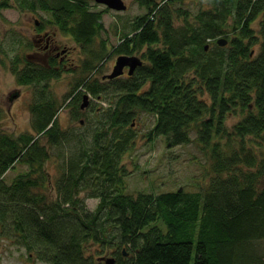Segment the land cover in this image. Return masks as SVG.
Listing matches in <instances>:
<instances>
[{
    "label": "trees",
    "instance_id": "1",
    "mask_svg": "<svg viewBox=\"0 0 264 264\" xmlns=\"http://www.w3.org/2000/svg\"><path fill=\"white\" fill-rule=\"evenodd\" d=\"M130 1L144 13L109 47V10L94 0H0V15L46 14L37 31L57 28L83 56L67 70L47 50L37 57L35 42L0 35V64L9 59L16 83L33 87L30 129L0 132V236L46 264H102L110 249L115 264H264V0H207L196 12L177 7L183 0ZM114 55L143 65L100 77ZM65 72L82 77L61 99L51 82ZM90 97L100 106L89 109ZM143 117L146 138L173 161L178 147L200 154L189 160L197 175L169 190H129L123 162ZM16 164L27 169L8 183Z\"/></svg>",
    "mask_w": 264,
    "mask_h": 264
},
{
    "label": "rangeland",
    "instance_id": "2",
    "mask_svg": "<svg viewBox=\"0 0 264 264\" xmlns=\"http://www.w3.org/2000/svg\"><path fill=\"white\" fill-rule=\"evenodd\" d=\"M128 8L123 12H117L108 8V12L104 15V25L107 31L103 34L104 38L108 41L109 47L117 44L121 34L129 32V21L134 19L137 15L144 13V10L140 9L136 4L130 0H125ZM207 0H183L181 3H177V7H183L190 11L196 12L198 9L205 7ZM100 8H107L101 5ZM43 16H47L42 12L31 13L23 12L17 8H3L0 15V35L3 38L4 43L10 41L13 34L21 35V38L27 39L31 42H35L37 45L33 50L36 56H42L44 47L46 45V39L41 38L40 33L43 31H37L36 22L42 21ZM256 26V24H254ZM48 34L54 37L60 48V57L64 56L66 62V68L74 67L75 64H80L83 56L81 55L79 46L69 36L62 35L57 28H49ZM39 40V41H38ZM68 50V54L64 55L63 52ZM31 51V52H33ZM55 54V53H54ZM117 55H114L111 59H108L103 65V71L99 75L102 77L105 73H111L117 60ZM61 61V60H60ZM63 61V62H64ZM7 65L0 64V132H6L17 136L21 132L30 129L31 114L29 111V102L33 91L32 86H20L16 83L15 76L11 72L9 67V59H6ZM126 71V69H125ZM82 75V74H81ZM78 73L65 72L59 79L53 80L51 86L53 91L61 99L64 96L71 94V90L76 82L82 77ZM73 91V90H72ZM79 89L75 91L77 95ZM14 93H19L18 97L11 99ZM91 103L89 109L92 107H99L96 98L94 100L90 97ZM92 100L94 103H92ZM70 100L64 103H68ZM73 110L72 107L63 106L59 121L65 126L72 125L70 120V113ZM89 113V111H87ZM86 119L88 115L83 116ZM144 119L142 122H138L139 138L136 148L133 152L127 156L124 160V164L132 170L131 176L127 179L129 190L137 192L138 190H146L152 187L160 188L162 190H169L178 187L181 183L184 184L187 181L183 176L188 178L197 175L199 168L190 163L191 153L200 154L191 147H178L182 152L179 160H175L170 157V153L161 141H155L154 144L146 138L148 126L150 121L144 125ZM238 116L231 115L228 118L230 124L236 122ZM53 163V162H52ZM52 163H48V169L51 173L54 172V168H51ZM27 169L25 165L16 164L15 167L9 170L5 175L6 182L10 183L14 177L24 172ZM128 190V192H129ZM97 200L89 198L86 200L87 206L90 209H94L97 205ZM112 256V250H106L100 255V262L105 264V258ZM0 264H46L36 261L34 258L30 260L25 250L19 247L17 244L9 239H5L0 236Z\"/></svg>",
    "mask_w": 264,
    "mask_h": 264
},
{
    "label": "water",
    "instance_id": "3",
    "mask_svg": "<svg viewBox=\"0 0 264 264\" xmlns=\"http://www.w3.org/2000/svg\"><path fill=\"white\" fill-rule=\"evenodd\" d=\"M97 4L104 5L107 8L117 11V12H123L127 10L128 6L125 2V0H94ZM227 41L226 39H219L218 44L220 45H226ZM143 61L138 56H127V55H121L117 58L116 63L113 67L112 72L108 75L109 79L120 77L124 74L125 68H128V73L132 74L137 67L142 66ZM19 93H14L11 96V99H14L18 97ZM89 104V95H84V101L82 103V109H85ZM124 255H126V252L124 251ZM106 264H115V258L114 257H106L105 258Z\"/></svg>",
    "mask_w": 264,
    "mask_h": 264
},
{
    "label": "flooded vegetation",
    "instance_id": "4",
    "mask_svg": "<svg viewBox=\"0 0 264 264\" xmlns=\"http://www.w3.org/2000/svg\"><path fill=\"white\" fill-rule=\"evenodd\" d=\"M36 24H38V22H36ZM40 37L41 38H45L46 39V45H45V47H44V50H47V52L48 53H50V54H54L55 53V55L57 56V57H60L59 55H60V53H59V51H60V45H59V43L56 41L55 42V39H54V37H52V36H50L49 34H48V30L47 31H43V32H41L40 33ZM39 41V40H38ZM68 50H66V51H64L63 52V54L64 55H67L68 54ZM65 60V58H64V56H61V62H63ZM126 69V71L128 72V68H125Z\"/></svg>",
    "mask_w": 264,
    "mask_h": 264
}]
</instances>
